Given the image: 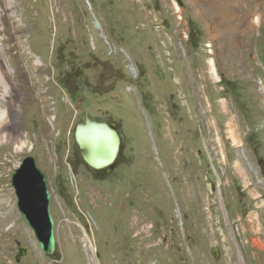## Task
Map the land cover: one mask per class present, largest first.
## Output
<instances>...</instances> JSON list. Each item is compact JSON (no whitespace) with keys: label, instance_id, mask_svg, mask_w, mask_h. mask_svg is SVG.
Instances as JSON below:
<instances>
[{"label":"rangeland","instance_id":"obj_1","mask_svg":"<svg viewBox=\"0 0 264 264\" xmlns=\"http://www.w3.org/2000/svg\"><path fill=\"white\" fill-rule=\"evenodd\" d=\"M10 2L6 47L22 41L16 61L43 69L46 95L15 82L30 135L0 146V264H264V0ZM87 117L121 136L109 167L84 159ZM29 155L52 193L54 255L18 208Z\"/></svg>","mask_w":264,"mask_h":264},{"label":"water","instance_id":"obj_2","mask_svg":"<svg viewBox=\"0 0 264 264\" xmlns=\"http://www.w3.org/2000/svg\"><path fill=\"white\" fill-rule=\"evenodd\" d=\"M113 125L87 117L76 126V140L84 159L95 169L111 166L119 156L121 136ZM12 177L18 208L34 230L43 252L47 255L56 254L55 217L51 210L52 193L47 174L37 159L29 155L15 169Z\"/></svg>","mask_w":264,"mask_h":264},{"label":"bare ground","instance_id":"obj_3","mask_svg":"<svg viewBox=\"0 0 264 264\" xmlns=\"http://www.w3.org/2000/svg\"><path fill=\"white\" fill-rule=\"evenodd\" d=\"M10 1L11 0H0V24L4 25L0 27V146H10L14 143L15 146L24 148L26 147L25 138H28L30 134L29 132L25 135L23 133L20 121L18 120V104L25 102L26 99L18 92L21 91V88H17L18 91L14 92L15 82L20 86H23V83H30L29 93L35 104L41 103L43 106L45 103L44 96L46 94L44 95L40 76V71L43 69H40V67L38 69H33L31 67L27 69L23 64L16 61L18 56L25 57L22 41L15 42L12 46L6 47L13 38L19 37L17 31L20 28V25H17L15 22V13L18 11V7L15 5L13 6ZM176 7L179 11L181 10L180 6L176 5ZM2 45L4 47H2ZM12 47L17 49L18 55L16 54V56L8 57L7 53ZM10 61L12 64L9 63ZM209 62L211 64L212 74L218 78L215 61L211 59ZM33 70L37 72L36 77L30 76ZM230 131L233 135L235 134L232 126L230 127ZM234 140L236 143H239V140H237L235 136ZM238 153L239 159L236 161V168L244 170L243 168H245L244 166L246 163L241 146L238 149Z\"/></svg>","mask_w":264,"mask_h":264},{"label":"trees","instance_id":"obj_4","mask_svg":"<svg viewBox=\"0 0 264 264\" xmlns=\"http://www.w3.org/2000/svg\"><path fill=\"white\" fill-rule=\"evenodd\" d=\"M61 85L64 87V88H67L68 84L66 83V81L63 79L62 82H61Z\"/></svg>","mask_w":264,"mask_h":264},{"label":"clouds","instance_id":"obj_5","mask_svg":"<svg viewBox=\"0 0 264 264\" xmlns=\"http://www.w3.org/2000/svg\"><path fill=\"white\" fill-rule=\"evenodd\" d=\"M57 237V236H56Z\"/></svg>","mask_w":264,"mask_h":264}]
</instances>
